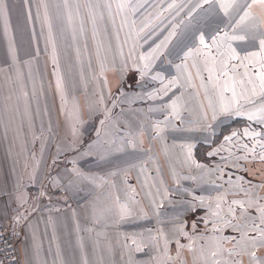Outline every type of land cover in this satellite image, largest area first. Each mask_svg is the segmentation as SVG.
<instances>
[{
  "label": "crops",
  "instance_id": "1",
  "mask_svg": "<svg viewBox=\"0 0 264 264\" xmlns=\"http://www.w3.org/2000/svg\"><path fill=\"white\" fill-rule=\"evenodd\" d=\"M131 1L133 7L144 6L134 12L132 8L116 7L124 0H4L7 14L6 18L0 17V224H13L16 217L23 224L18 248L21 264H143V259L152 256L159 257V262L144 264H189L200 246L206 249L216 243L222 249L217 253L218 264H234L237 260L240 264H251L247 252L241 250L245 242L237 244L232 238L239 239L241 232L255 235L249 231L253 218L264 228L257 211L264 206V185L250 178L257 173L264 177L261 170L264 167L258 163L260 152L256 150L255 157L250 154L239 173L229 170L239 177L245 173V184L237 179L238 183L220 181L214 175L216 172H211L215 169L212 163L228 157L219 147L225 138L223 130L237 125L232 122L211 126L205 119L203 113L212 110L201 81L194 82L198 77L192 67L193 59L187 61L188 71L200 93L187 87L181 77L169 89L172 96L165 101L170 103L183 93L179 112L201 111L203 129L199 123L195 127L194 121L188 120L178 125V120L170 115L167 120L158 118L153 112L170 109L160 110L157 100L153 102V110L152 105L143 101L123 103L126 111L121 109L119 114L112 107L113 91H120L125 78L141 79L134 67L142 64L139 56L160 43L172 23L181 19L187 23V13L196 2ZM182 1V7L178 8ZM171 4L175 7L169 8ZM207 8L205 5L194 16L206 15ZM137 13L140 14L136 17ZM149 16L157 24H150ZM132 24L137 29L136 37L129 33ZM10 41L14 44L15 58L9 50ZM175 44L174 39L143 77L152 79L160 73L164 79H155L158 91L177 77L175 66L181 63L183 53ZM197 62L202 63V58ZM125 63L127 70L121 73ZM202 75L206 78L207 72ZM89 80L94 83L102 80L103 89L89 86ZM247 106L249 111L254 110L253 105ZM121 114L126 125L122 119L124 129L117 133L112 119ZM157 125L163 129L159 134ZM243 125L238 126H264L254 120H243ZM101 127L111 134L107 135L106 158L99 165V152L87 153L82 144L94 135L89 145L98 146L102 142V135L98 137ZM128 135L135 139L132 150L137 151L134 155L143 163L115 165L112 150L120 148L119 144L128 150ZM189 143L193 145L192 159L202 168L190 165L187 168L179 163L177 175L166 165L163 181L147 174L145 160L150 153L161 152L166 144L176 147L177 154L178 145ZM199 145L206 148L209 154L206 159L196 157ZM142 150L145 156L140 157ZM120 151L123 155L129 153ZM220 172L218 165L216 175L220 176ZM171 175L173 180L169 179ZM226 188L245 191L237 197L231 191L228 197ZM41 192L44 195H39ZM21 196L26 202H21ZM250 200L256 203L250 206ZM233 201L243 202L247 215ZM193 203L196 211H185ZM229 208L234 210L235 218ZM122 209L129 213L123 219ZM193 222L197 225L195 230ZM181 224L187 236L177 231ZM164 229L171 235L164 234ZM177 242L184 245L179 255ZM137 247L142 250L137 251ZM247 249L252 250L250 243ZM229 251L241 254L230 256ZM256 254L264 258V248L256 249Z\"/></svg>",
  "mask_w": 264,
  "mask_h": 264
},
{
  "label": "snow or ice",
  "instance_id": "2",
  "mask_svg": "<svg viewBox=\"0 0 264 264\" xmlns=\"http://www.w3.org/2000/svg\"><path fill=\"white\" fill-rule=\"evenodd\" d=\"M205 5H208V8L205 9L206 15L195 17L194 13L198 9L204 8ZM143 6V4L139 5V7ZM108 7L111 8V4ZM116 7L120 10L125 8H132L133 11L136 10L130 3V0L117 3ZM172 7H175V5H169V8ZM6 14L7 7L4 0H0V17L6 18ZM185 19H187V23H185L184 19H181L179 23H172L168 35L160 43L156 44L155 47H152L147 54L139 56L142 64H134V67L139 71L140 77L143 79V77L150 73L155 61L163 55L168 45L175 39V47L183 55L181 63L175 66L177 77L170 80L168 85L160 90L164 95H167L168 90L179 83L181 77H184L187 87L194 88L192 73L188 71L187 64L189 58H192V67L196 69V75L201 80V87L208 98V106L212 110L213 120L216 119L218 114L226 116L246 115L248 120H255L264 124V0H199L187 13ZM9 50L15 58L14 44L11 41ZM200 58H202L203 67L197 62ZM125 70H127L126 63L122 66L121 73ZM202 72H207L206 78L202 75ZM121 79H123V75H121ZM152 79H161L163 81L164 78L160 73H157L155 76H152ZM106 83L107 81L105 80ZM183 86L181 85V87ZM59 88L60 82L58 80L57 89ZM153 95L150 93L149 98H152ZM213 96L215 97V103L213 102ZM182 97L183 93L180 96H175L171 99L170 103L162 104L160 110L170 109L171 116L179 118ZM61 99L63 100V97ZM241 101L253 105L254 110L243 111ZM258 102L259 105L257 106ZM165 119L167 120L168 117H165ZM205 119H207L206 113ZM207 127H210V125H207ZM157 129V134L163 131V129L159 128V125H157ZM73 134H76L75 129L73 130ZM243 135L251 137L254 140V144L252 148H249L247 144L243 145L245 155L240 157V159L247 160L248 153H251L255 157L256 146H259L261 150L259 158L264 160V138L256 139L257 137H264V133L245 129ZM236 136L237 133L233 132L232 136L225 137V140L231 142ZM192 147L193 145L190 143L182 146L183 149H186L187 153L186 163L196 168H202L203 165L198 164L192 159ZM39 195H44V193L41 192ZM20 199L22 203L26 202L23 196ZM195 199L196 197H193V200ZM199 202L200 205H203V197L199 198ZM232 203H239L241 209L244 210V214L247 215L243 202L233 201ZM254 203L256 202L249 201L250 206ZM185 211L195 212L196 205L193 203ZM257 211L259 213L258 219L260 220V224H264V207H258ZM229 212L235 218L232 208H229ZM128 214L126 209L121 210L122 219ZM213 215H218V213H213ZM255 219L257 218H253L252 226L249 229V231L256 233L255 235L250 236L248 232H241L239 239L235 237L232 239L236 240L237 244L245 242L241 250L247 252L251 264H264V258L256 254V249L264 248V228L256 224ZM15 220L19 222V217H16ZM224 223L230 225L231 221H225ZM196 227V223L193 222L192 229L195 230ZM233 227L235 228L234 225ZM177 231L183 236L188 235L184 231L183 224H181ZM132 243L135 244L136 241L133 240ZM248 243L251 244L252 250L250 251L247 249ZM182 247L184 245H180L177 242V255H179V249ZM141 250L137 247V251ZM164 251L165 253L168 251L167 239H165ZM240 254V252L229 251L230 256ZM212 255L215 257L217 253L213 252ZM216 264H218V261ZM234 264H240V261L237 260Z\"/></svg>",
  "mask_w": 264,
  "mask_h": 264
},
{
  "label": "rangeland",
  "instance_id": "3",
  "mask_svg": "<svg viewBox=\"0 0 264 264\" xmlns=\"http://www.w3.org/2000/svg\"><path fill=\"white\" fill-rule=\"evenodd\" d=\"M135 0H132L131 2H134ZM199 2V0L195 2V4ZM183 5V1L181 4L178 5V8H181ZM134 8L136 9L135 11H138V8L137 6H134ZM199 10V9H198ZM197 10V11H198ZM134 11V12H135ZM138 14L140 13H137L135 14L136 17L139 16ZM148 19L150 20V24H157V21L154 19L153 16H149ZM130 31L129 33H133V36L136 37L137 36V29L136 27L132 24V27H130ZM131 38H133L131 36ZM136 42L137 39H136ZM201 67H203V63H199ZM199 80L200 78L198 79H195L194 82H198L199 83ZM157 81V80H156ZM156 81L154 79H147V78H141V79H133V77H128V78H125L121 84H120V87H119V92L118 91H113L114 95V101L112 102V107H114L115 109V113L119 114L120 110L123 109L124 111L125 110V107L123 105V103H130V102H138V101H143L144 103L146 104H150L152 105L151 106V110L154 109L153 107V102H155L157 100L156 103H160L161 105L162 104H167L165 101V98H171L172 96V92L170 90H168L167 92V95H164L162 91H158L156 90L157 88H159V86L156 83ZM201 81V80H200ZM102 84V80H97V82H93V81H90L88 82V85L90 86H94L93 88L95 89H103V87L101 86ZM156 88V89H155ZM196 92H199L200 93V90L199 89H196L194 88ZM156 90V91H155ZM152 93L154 94L152 98H149V94ZM88 96H85L84 98H86ZM213 102H216L215 101V97L213 96ZM243 102V101H241ZM121 104V105H118V104ZM259 103V102H258ZM242 105V108H246V111H249L247 109V104H241ZM250 105V104H249ZM204 112V111H203ZM171 110L169 111H162V112H153V114H156V116H158V118L160 119H165V117H169L168 115L171 116ZM202 112L201 111H192V110H189V111H183L182 109L180 110L179 112V117H181L180 119L178 118H174L175 121L178 120V125L184 123V121L188 120L189 121H194V123L196 124L195 127H197V123H199V125L202 127L203 126V122L204 119H203V116L201 114ZM207 115V120L211 123V126L212 125H215V123H218L219 125H229L231 124L232 122H235V124L237 125L236 128L234 127H228L227 129H224L223 132H226L224 134V137H231L233 132L237 133V136L234 137L232 139L231 142L229 141H226L225 138H223V142L221 143V145L219 147H221V149H223L226 153L225 155L228 156V157H223V159L221 160H217L216 162L212 163L211 165H213L215 167L214 171L212 170L211 172L214 173L218 171V165L221 169L222 172H220V176H217L216 173H214V175L218 178V180L220 179V181H223L224 179H227L228 180H231L232 182H235V183H238L237 180H240L242 182V184H245L247 181H245V173H241V176L239 177V175H236L234 174L235 172L236 173H239V168L242 166L243 162H246L247 160L245 159H240V157H243L245 155V151H244V148H243V145L247 144L249 148H252L253 147V144H254V141L248 137V136H244L243 135V132L245 129H248L249 131H256V132H261V133H264V126L263 127H253V126H247V127H243V128H239L240 124L243 125V120H248L247 116L244 115V116H237V115H231V116H226V115H220L218 114L216 119L212 122V113L209 112V111H206L204 112L203 114ZM126 114V112H125ZM123 114H121V116L119 115L118 117H116L115 119H112L113 122H116V131L117 133H121L120 130L124 129L120 123V121L123 119ZM255 121V120H254ZM257 122V121H256ZM221 123V124H220ZM229 123V124H228ZM123 125H126V121L125 119H123ZM177 124V123H176ZM104 125H105V122H104ZM218 125V126H219ZM245 125V124H244ZM243 125V126H244ZM199 126V127H200ZM154 127V126H153ZM149 128L150 129V132L152 130V128ZM242 127V126H241ZM204 127H202L203 129ZM101 131L102 133H100V135L98 137H100L102 135V142H98L97 144H99L98 146H93L91 147L89 144L91 143V141L95 138L94 135H90V137L86 138V143L84 142V144H82V149L84 151H87V153H95V151H98L99 153L98 154V160H97V163H99V165H101L102 161L104 160V158H106V153H107V135L108 134H111L110 132L107 131V128L106 127H101ZM154 133V131H153ZM199 134H196V137H199ZM264 137H257L256 139H262ZM128 139L129 141L127 142L126 146H128V150L127 149H122L124 147L123 144H119L120 145V148H116L115 150H112V155L114 157V164L115 165H122V164H138V162H142L143 161L138 157V155H134L135 153H137V151L135 150H132L133 148V145H135L133 142L135 141V139H133L130 135H128ZM121 143V142H120ZM164 148L161 152H157V153H150V155L148 156V158L145 160L146 162V169L148 172L147 174L148 175H154L156 177H158L161 181H163L162 179L164 178V169L163 167H165L166 165L168 167H171V169L173 171H177V175L179 173L178 169H180V164H182V166L186 165V167L188 168L187 165H189L188 163H186V149H183L182 146L183 145H178V152L177 154H175L176 152V147H172L170 145H166L164 144ZM119 150V151H117ZM120 150H125V151H128L129 153L127 154H121L119 152H122ZM256 150L258 152H260L259 154L261 155V150L259 148V146H256ZM207 151V150H206ZM205 151V149L202 148V152L204 154H202V158L206 159L207 157H209V154H206L207 152ZM105 154V155H104ZM251 153H248V157L250 156ZM124 158H123V156ZM145 156V154L143 153V150H142V153L140 154V157ZM122 159V160H121ZM161 162L163 164V166L161 165ZM204 163H208V162H205V161H202ZM220 162V163H219ZM261 162V163H260ZM264 160H259V164L264 167ZM180 163V164H179ZM201 163V162H200ZM199 164V163H198ZM241 164V165H240ZM201 165V164H200ZM162 166V167H161ZM217 166V167H216ZM185 167V166H184ZM232 171L234 173H230L229 172ZM262 171H264V168L261 169ZM226 177V178H223L222 177ZM252 177L250 178H253L254 180H256V182H258L259 184H263L264 185V177L263 176H259V173L257 174H253L251 175ZM174 176L171 175L169 176V179L173 180ZM237 179V180H236ZM263 180V181H262ZM229 181H227L228 183ZM245 186V185H244ZM229 197V195L231 194V191L233 193V195L235 197L238 196V193H242L244 192L245 190H239V189H229L227 190L224 189ZM224 191V192H225ZM227 197V198H228ZM69 206V205H68ZM260 207H264V206H260ZM164 231V234L167 233V236H170L171 235V232L169 230H166L165 229L163 230ZM22 241V240H21ZM156 242V240H153V244ZM20 245V244H19ZM222 249L220 248V244L219 243H216L215 245H212L210 246L209 248H203V245L200 246L198 248V252L197 253H193L192 256H191V263L189 264H216V262L218 261V254L213 257L212 253L215 252V253H218V251H221ZM145 261L147 262H159V257H156V256H152V257H148V258H145L142 260V263L144 264ZM153 264V263H151Z\"/></svg>",
  "mask_w": 264,
  "mask_h": 264
},
{
  "label": "built area",
  "instance_id": "4",
  "mask_svg": "<svg viewBox=\"0 0 264 264\" xmlns=\"http://www.w3.org/2000/svg\"><path fill=\"white\" fill-rule=\"evenodd\" d=\"M23 224L13 222L0 224V264H21L19 243L22 240Z\"/></svg>",
  "mask_w": 264,
  "mask_h": 264
},
{
  "label": "trees",
  "instance_id": "5",
  "mask_svg": "<svg viewBox=\"0 0 264 264\" xmlns=\"http://www.w3.org/2000/svg\"><path fill=\"white\" fill-rule=\"evenodd\" d=\"M202 148L203 149H206L205 147H203L202 145H199L197 148H196V157L198 158V159H200V160H202V159H204V158H202V154H204L203 152H202ZM206 151V150H205Z\"/></svg>",
  "mask_w": 264,
  "mask_h": 264
}]
</instances>
